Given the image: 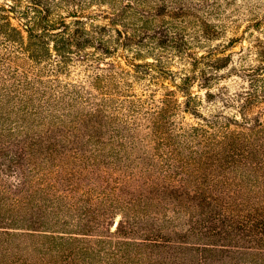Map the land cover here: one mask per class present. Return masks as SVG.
<instances>
[{"label":"trees","instance_id":"16d2710c","mask_svg":"<svg viewBox=\"0 0 264 264\" xmlns=\"http://www.w3.org/2000/svg\"><path fill=\"white\" fill-rule=\"evenodd\" d=\"M60 1L79 4L80 10L59 17L55 25L50 24L49 7L42 1H25L21 11L8 3L0 4V120L3 115L8 117L4 109L12 111L16 106L28 121H59L65 125L64 119L69 118V122L81 125L77 118L101 117L111 130L101 148L110 152L101 159L90 158V165H117L123 174L130 172L133 181L151 176L149 183L155 197L137 193L125 204L104 203L90 213L95 218L86 220L93 222L95 229L100 228L95 239L89 238L92 233L86 232L91 228L84 223L78 228L82 233L55 235L39 230L42 222L27 213L21 217L17 201L8 205V198H0V251L9 249L4 239L29 237L44 242L40 249L52 252L47 259L39 257L43 264H219L232 260L264 264V121L259 115L238 121L216 111L205 126L182 129L174 119L178 111L175 92L181 86L160 59L148 61L142 54V45L134 41L131 1L92 0L98 7L92 5L90 11L85 8L86 0ZM90 16L108 20L115 38L107 40L106 29L100 26L90 30ZM145 28L142 26L141 31ZM52 41L62 58L56 71L66 70L71 55L96 44L100 53L124 58L133 72L99 58L90 64L103 72L92 83L102 90L100 99L90 95L85 101L82 92L75 90L40 92L38 75L29 76L33 71L24 67V60L39 65L50 56ZM165 42L163 37L156 39L158 47ZM133 46L139 50L134 52ZM75 48L77 51H73ZM86 58L89 60V55ZM150 71L170 79L175 89L165 91L159 98L149 91V85L139 97L131 93L130 80L139 81ZM254 100L263 104L264 94L262 98L254 94L247 103ZM260 109L259 114L264 113V106ZM20 144L6 151L13 152L15 159L10 163L18 166L24 154ZM40 146L38 143L39 153L47 156L54 150L52 144ZM148 146L150 149H146ZM138 151L146 156L131 159L132 153ZM13 186H19L18 180ZM7 209L17 218L5 219ZM116 211L121 212L123 221L111 234L118 235V239H106L102 227ZM22 226L30 231L18 234ZM86 238L93 245H78ZM28 259H5L0 254V264H29Z\"/></svg>","mask_w":264,"mask_h":264},{"label":"rangeland","instance_id":"374dc122","mask_svg":"<svg viewBox=\"0 0 264 264\" xmlns=\"http://www.w3.org/2000/svg\"><path fill=\"white\" fill-rule=\"evenodd\" d=\"M25 1H42L48 5V18L50 24L54 25L59 17L66 16L73 10H80L79 4H61L60 0H0V4L8 3L15 11H21ZM86 1L88 5L85 8L88 11L90 7H98L91 3L92 0ZM129 1L130 11L134 15L131 27L134 41L142 45V54L147 56L148 61L160 59L181 86L175 92L178 111L174 119L178 126L184 130L205 126L216 111L238 121H242L244 117L251 120L258 115L264 121V113L259 114L260 108L264 106V103L259 102L262 99L247 103L254 94H258L260 98L264 94V0ZM90 17L92 20L87 24L90 30L92 26H100L106 29L104 34L107 40L115 38L108 20L100 16ZM142 26L146 28L141 31ZM160 37L166 40L163 47L156 44V39ZM54 45L53 41L50 42L51 54L41 60L39 65L24 60V67H31L29 70L33 71L29 72V76L33 77L35 73L38 75L37 82L40 83L36 85L40 92L75 90L82 92L85 101L90 95L100 99L99 92L102 90L95 88L92 83L94 77L103 72L90 64V61L99 58L133 72L124 58L115 53L102 54L96 49V44L87 45L78 54L71 55L72 61L66 70L56 71L62 58L55 51ZM132 50L136 52L139 49L133 46ZM87 55L89 60H86ZM54 80L56 82L53 83ZM130 82L133 85L131 93L138 97L145 92L144 89L148 90L147 85L156 98L167 90L175 89L170 79L157 77L152 71L139 81ZM67 100L70 101V98ZM83 104L87 106L86 102ZM87 109L86 107L85 110ZM16 110L17 106L12 111L4 109L9 113L8 117L3 115L0 120H5L0 127L6 128H0V198H8V205L17 201L22 208L19 211L21 217L24 218L27 213L41 221L42 224L37 229L48 230L55 235L61 232L79 233L78 228L84 223L91 228V232H86L92 233L89 238L95 239L100 235V228L95 229V224L86 220L95 218V214L90 213H95L99 207L101 209L104 203L113 201L125 204L137 193L155 197L149 183L151 176L133 181L130 172H124V175L117 169V165H90V158L101 159L100 156L109 155L110 152L108 148H101V144L109 140L111 131L101 117L88 116L83 118L85 120L77 118L76 121H81V125L71 123L66 118L65 125H62L59 121H39L38 118V121H28L27 117L20 114L22 112ZM27 111L30 112L29 109ZM56 114L60 116L59 112ZM38 143L42 146L52 144L54 150L49 156L39 153ZM16 144L23 145L24 149L19 166L10 163L15 159L13 152H6L9 151L8 147ZM146 149H150L149 146ZM132 154L131 159L143 156L141 151ZM119 155L125 154L120 152ZM145 156L146 153L143 157ZM17 180L19 186L15 188L13 184ZM120 213L116 211L104 223L102 229L106 239H118V235L115 234L114 238L111 233L117 228L119 221H123ZM4 217L17 218L8 209L4 212ZM114 222H117L116 226ZM21 228L16 231L18 234L30 231L27 227ZM24 238L4 239L8 242L6 246L9 249H2L0 254L5 259L29 257V264H43L38 260L39 257L47 259L52 252L40 249L44 242ZM90 239H82L85 242L78 245L83 248L87 244L93 245L86 242ZM219 264L242 263L232 260Z\"/></svg>","mask_w":264,"mask_h":264},{"label":"water","instance_id":"95a60500","mask_svg":"<svg viewBox=\"0 0 264 264\" xmlns=\"http://www.w3.org/2000/svg\"><path fill=\"white\" fill-rule=\"evenodd\" d=\"M117 225V222H114V226H116Z\"/></svg>","mask_w":264,"mask_h":264}]
</instances>
